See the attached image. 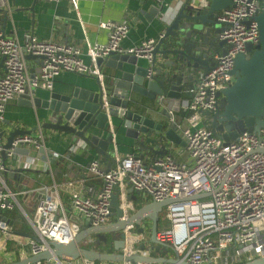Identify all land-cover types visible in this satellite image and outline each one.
Masks as SVG:
<instances>
[{"label": "built area", "instance_id": "2783aa9c", "mask_svg": "<svg viewBox=\"0 0 264 264\" xmlns=\"http://www.w3.org/2000/svg\"><path fill=\"white\" fill-rule=\"evenodd\" d=\"M154 2L159 8V18L163 19L161 10L168 3L166 0ZM0 4L6 5V1L0 0ZM260 10V0H230V5L218 13L217 20L222 26L219 38L225 41V53L215 54L211 68L198 71L192 84L184 86L182 91L184 160L178 161L168 148L166 154L152 156L148 161L133 152L118 154L114 128L108 115L114 165L102 169L96 159L91 160L88 170L102 181L100 189L90 195L74 191L69 196L70 207L82 219H87L91 226L113 222L115 217L110 212V198L116 190L120 219L126 220L131 214L128 185L150 201H170L160 212L164 211V216L160 223L157 222L156 232V240L167 245L166 256L190 264L241 263L264 256V128L243 131L236 140L226 142L212 132L203 114L204 111H215L219 91L234 81L231 70L236 55L245 52L246 44L258 43L254 17ZM99 26L107 30V42L100 44L85 40L84 50L76 45L41 40L34 35L20 42L16 36H7L0 28V56L4 57V71L0 75V264L12 263L48 249L49 242H69L77 232L56 191L44 194L32 213L27 215L18 201L20 192L7 186L1 152L4 111L8 102L25 92L32 97V91L37 88L51 90L60 72L67 71L97 77L106 107L102 74L96 59L115 52L144 58L150 63L154 45L164 34L163 30L156 38H145L137 45L124 48L121 42L129 29L126 22L105 21ZM25 54L41 56L36 72H29ZM84 55L88 63L84 62ZM44 139L38 124L34 135L13 139L12 148L5 150L6 159L13 158L17 147L37 150L44 146ZM84 148L85 143L77 141L69 145L68 151L74 153ZM15 162L27 167L35 164L30 156L22 159L19 155ZM15 207L24 215L30 229L28 234L36 239L14 234L10 220L3 219L4 211ZM144 224L143 233L137 232V226L132 223L123 228L120 252L124 256L135 253L142 257L153 256V250L149 249V227H146V221ZM93 242L87 238L81 245L100 250L101 247ZM66 262L49 259L34 264H93L81 257ZM119 263L130 264L126 261Z\"/></svg>", "mask_w": 264, "mask_h": 264}, {"label": "water", "instance_id": "95a60500", "mask_svg": "<svg viewBox=\"0 0 264 264\" xmlns=\"http://www.w3.org/2000/svg\"><path fill=\"white\" fill-rule=\"evenodd\" d=\"M260 4L261 10L254 17L259 33L258 43L253 46L246 44L245 52L236 55L231 70L234 81L219 91L221 103L215 111L203 113L212 132L226 142L236 140L243 131L264 128V0H260ZM229 5L230 0H208L204 6L199 0H195L194 4L185 0L172 20L165 24L164 34L154 45L151 61L146 65L138 63L139 58L129 54L109 52L104 57H98L97 67L104 65L109 69L107 81L104 83L106 107L97 77L94 79L97 85L95 90L74 87L70 92L57 93L37 88L32 91V97L27 92L20 95L18 102L23 106L47 111L48 116L41 126L43 129L68 135L70 144L84 142L103 159H108L107 169L114 161L112 152L108 150L112 142V134L107 128L108 115L111 120L118 119L116 130L123 127L125 136L131 138L141 151L147 150L153 156H162L168 151L166 143L183 145L184 142L170 124L163 128L162 123L155 122L149 116V111L158 112L157 107L141 103L139 97H145L166 109L172 108V105L179 107L184 86L195 80L198 71L211 68L215 54L225 53V41L219 38L222 26L217 20V15ZM8 21L9 10L0 4V28L3 31ZM24 57L26 60L41 58L31 54H25ZM3 60L4 57L0 56V68L4 70ZM33 130L34 128H14L8 132L1 152L5 180L6 175L12 176L13 173L24 171V168H16L7 172L9 169L5 166V150L12 148L15 137L34 135ZM21 151L20 147L15 148L12 159H16V155ZM28 151L24 150L27 155ZM37 155L49 164L53 163L57 156L44 146L37 149ZM139 156L142 159L146 157L143 154ZM169 202L167 199L151 200L137 208L126 220H121L118 192L114 190L110 198V212L115 217L113 222L91 226L87 219L81 220L72 216L69 219L77 231L72 240L64 243L49 242L48 249L8 264H34L49 259L68 261L80 257L87 263L126 261L130 264H190L176 257H142L136 253L124 256L120 252L123 247V228L132 223L137 226V232L143 233L144 222L148 220L149 249L154 253L168 254L167 245L156 240V232L159 214ZM3 219H7L6 216ZM114 232H119V238L112 242L114 252H104L81 245L91 235L97 242L106 243V234ZM13 233L36 239L27 232ZM231 264H264V256Z\"/></svg>", "mask_w": 264, "mask_h": 264}, {"label": "crops", "instance_id": "0c3cea01", "mask_svg": "<svg viewBox=\"0 0 264 264\" xmlns=\"http://www.w3.org/2000/svg\"><path fill=\"white\" fill-rule=\"evenodd\" d=\"M5 1L6 5H3V7L9 10V21L4 31L7 36H16L22 42L28 36L34 35L41 40H53L59 43L76 45L82 50L85 47V40L90 43L100 44L107 42L108 32L105 28L99 26L101 22L105 21L126 22L128 24L127 36L121 42L124 48L137 45L145 38H156L164 30L165 24L172 20L185 2V0H166L168 6L162 8L161 12L164 13V18L161 19L159 18V10H157L158 6L154 0H74L75 3L73 0ZM189 1L192 4L195 2L194 0ZM207 2L208 0H199V3L203 6ZM30 7L32 8L31 10ZM82 58L84 62L88 63V58L85 55ZM157 59L160 60V57ZM38 63L36 58L27 60L30 73L38 70ZM138 63L142 65L148 64L144 58H139ZM125 66L129 67V65ZM99 69L102 74L104 87L103 70H105L106 78H108L109 69L104 65H101ZM3 71L0 68V75ZM94 79L95 76L93 75L63 71L55 78L51 90L57 93L70 92L74 87L95 90L97 85ZM190 84H192V81ZM18 99L19 97L9 101L5 107L3 121V128L5 129L3 132L4 142L8 132L14 128L24 130L34 128L32 131L34 133L38 124L41 127L48 116L47 111L23 106L19 104ZM139 100H144L146 105L157 107L158 112L149 111V116L155 122L162 123L163 128H167L168 124H170L184 142L181 128L185 124V113L181 106V98L179 107L172 105L173 109H166L145 97H139ZM111 123L115 132L114 141L118 154L124 155L128 152H133L137 155L143 154L146 156L143 159L144 161H148L153 156L150 151H141L140 147L131 138L125 136L123 127L116 130L118 119L113 118ZM41 129L45 136L44 147L57 155L54 162L49 164L47 161L40 159L35 149L25 146L20 147L22 151L16 157L20 155L23 159L26 156H30L34 158L35 164L27 167L23 163L15 162V159H5V164L9 167L8 173L16 168H24V171L13 173L12 176L6 175V184L12 191L20 192L18 201L19 198L24 202L34 201L31 205L33 208L28 206L29 211L27 214L32 213L36 203L44 194L56 191L66 207L69 218L73 216L83 220L78 212L70 207L69 196L74 191H80L87 195L98 191L102 181L88 170V165L91 160L96 159L102 169H107L108 159H103L87 146L84 149H78L74 153H69L68 147L71 140L68 135L57 134L43 129V127ZM184 144L166 143V146L178 161H182L185 159V155L182 153ZM26 149L29 150L28 155L24 152ZM108 150L112 152L113 160L112 143L109 145ZM52 165L60 169L56 179L52 173ZM113 165L114 161L110 164V167ZM48 167H50V171ZM130 188L127 185L130 207H133L139 194L134 190L130 192ZM16 209L21 212L19 208ZM22 209L24 210V207ZM103 263L107 264L106 262H100L99 264Z\"/></svg>", "mask_w": 264, "mask_h": 264}, {"label": "trees", "instance_id": "16d2710c", "mask_svg": "<svg viewBox=\"0 0 264 264\" xmlns=\"http://www.w3.org/2000/svg\"><path fill=\"white\" fill-rule=\"evenodd\" d=\"M103 81L106 82L107 78H106V72L105 70H103ZM221 102V99L220 101ZM141 103H144V100L141 101ZM52 169V173L55 176V179L58 177V174L60 173V169L57 168L56 166L52 165L51 166ZM139 195L136 197L135 199V204H134V210H136L137 208H139L141 205H143L144 203H147L150 201V199L145 196V195H141V193H138ZM21 201V202H20ZM19 202L22 203V200L19 198ZM22 206V204H21ZM23 207V206H22ZM132 210V212L134 211ZM7 218H9L10 221H12L11 227L13 231H23V232H27L30 233V229L26 223V220L24 217H22V215H20L19 210H17L16 208H13L12 210H6L3 213ZM161 214V213H160ZM102 244V243H101ZM100 251H104V252H114L115 249L113 248L111 241H109V243L101 246ZM100 262H94L93 264H99ZM107 264H114L112 262H106Z\"/></svg>", "mask_w": 264, "mask_h": 264}, {"label": "rangeland", "instance_id": "374dc122", "mask_svg": "<svg viewBox=\"0 0 264 264\" xmlns=\"http://www.w3.org/2000/svg\"><path fill=\"white\" fill-rule=\"evenodd\" d=\"M20 202H21V201H20ZM20 202H19V203H20ZM28 202H29V203H28ZM33 203H34V201H27V202H24V201L22 200V203H21V204H22V206L24 207V212H25L26 214H27L28 211H29V210H28V206H29V208H30V206H31ZM31 208H33V206H31ZM130 210H131V213H132V210H134V206L131 207ZM134 211H135V210H134ZM134 211H133V212H134ZM19 213H20V215H22V217L24 216L20 211H19ZM27 215H28V214H27ZM163 216H164V211H162V213L159 214L158 223H160V220H162V217H163ZM146 222H147V223H146V224H147L146 227H149L150 222H149L148 220H147ZM152 254H153V255H157V256H158V255H159V256H160V255H162V256H166V254L163 255V253H154V252H153ZM169 254H170V253H169ZM64 263H67V262L64 261ZM103 264H104V263H103Z\"/></svg>", "mask_w": 264, "mask_h": 264}, {"label": "flooded vegetation", "instance_id": "af4514ba", "mask_svg": "<svg viewBox=\"0 0 264 264\" xmlns=\"http://www.w3.org/2000/svg\"><path fill=\"white\" fill-rule=\"evenodd\" d=\"M221 98H219V101H220ZM221 102H219L218 104L220 105ZM89 239H92L94 242V244L97 245V247H101L103 244H107L110 240L113 241L117 238H119V232H114V233H108L106 234V243H103V242H97L96 239L93 237V235L89 236L88 237ZM102 243V244H101ZM85 245V244H84ZM86 246V245H85ZM89 246V245H87Z\"/></svg>", "mask_w": 264, "mask_h": 264}]
</instances>
